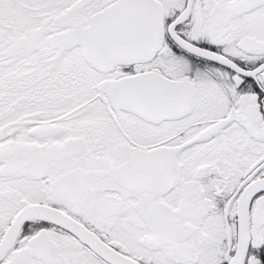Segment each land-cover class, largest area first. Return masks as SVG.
I'll return each instance as SVG.
<instances>
[{"label":"snow or ice","instance_id":"obj_1","mask_svg":"<svg viewBox=\"0 0 264 264\" xmlns=\"http://www.w3.org/2000/svg\"><path fill=\"white\" fill-rule=\"evenodd\" d=\"M0 264H264V0H0Z\"/></svg>","mask_w":264,"mask_h":264}]
</instances>
